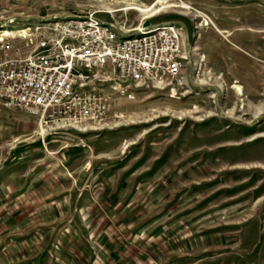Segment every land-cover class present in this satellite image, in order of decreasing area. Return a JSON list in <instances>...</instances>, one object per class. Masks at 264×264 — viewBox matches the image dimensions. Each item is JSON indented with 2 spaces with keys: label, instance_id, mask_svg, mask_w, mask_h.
<instances>
[{
  "label": "rangeland",
  "instance_id": "obj_1",
  "mask_svg": "<svg viewBox=\"0 0 264 264\" xmlns=\"http://www.w3.org/2000/svg\"><path fill=\"white\" fill-rule=\"evenodd\" d=\"M89 14L181 26L186 85L84 134L3 108L0 224L16 197L46 206L0 236V264H264V0H0V29Z\"/></svg>",
  "mask_w": 264,
  "mask_h": 264
},
{
  "label": "built area",
  "instance_id": "obj_2",
  "mask_svg": "<svg viewBox=\"0 0 264 264\" xmlns=\"http://www.w3.org/2000/svg\"><path fill=\"white\" fill-rule=\"evenodd\" d=\"M144 24L124 32L89 14L9 34L0 29V108L33 118L39 128L84 134L105 126L114 103L134 101L137 92L176 97L186 85L183 29Z\"/></svg>",
  "mask_w": 264,
  "mask_h": 264
},
{
  "label": "crops",
  "instance_id": "obj_3",
  "mask_svg": "<svg viewBox=\"0 0 264 264\" xmlns=\"http://www.w3.org/2000/svg\"><path fill=\"white\" fill-rule=\"evenodd\" d=\"M3 109V108H2ZM1 108H0V113L2 112V111H4V110H2ZM24 115V114H23ZM24 116H26V115H24ZM27 118H28V116H26ZM29 118H31V117H29ZM45 183L46 182V180H44V181H42V183ZM44 186L43 187H46V186H50V184H48V183H46V184H43ZM52 185V184H51ZM46 188H48V187H46ZM11 192V191H10ZM46 193H48L47 191H46ZM45 193V194H46ZM37 195V194H36ZM35 194H32V195H29L28 197H26L25 199H22V197H16V200H17V203L16 204H14L13 205V203H10V202H8V203H10L9 204V206H7L8 207V210H10V212H12L13 210H15V209H19V207H20V211H17V212H15L14 214H20L18 217V219H16V222H10V224H9V227H7V226H4L3 224H0V236L2 235V234H5V232H7L8 230H18V229H23L24 227V225H25V221L27 220L26 219V216H24V215H34V214H36L39 210H41V209H43L46 205L44 204V203H28V201L29 200H31V199H33L35 196H36ZM109 201H107V203H108ZM28 204H30L29 206H30V208L29 209H27V211H26V213L25 214H23V213H21L22 212V208L24 207V206H26V205H28ZM115 204V203H114ZM114 204H113V202H111V208L113 207V209H114ZM34 205V206H33ZM28 208V207H27ZM52 209V213L55 215V214H58V215H60L61 213H60V211L59 210H54V208H51ZM106 209H107V211L110 209V207H106ZM7 210V209H6ZM9 212V213H10ZM8 213V211H7V214H9ZM80 214L81 213H84V209H82L81 208V211L79 212ZM85 214V213H84ZM10 215V214H9ZM11 217V216H10ZM13 220H15V219H12V221ZM108 223L107 222H105L104 224H103V226L100 228V229H103V230H106L107 229V227H108ZM43 231H45V230H42L41 232H43ZM39 232H40V230L39 231H36V232H34V234H35V238H38V239H40V240H42V235L41 234H39ZM22 239H23V241H22ZM27 238H25V237H19V238H15V239H9L10 241H16L17 243H20V241H22L21 243H24L25 242V240H26ZM29 240V239H28ZM104 241H108V239L106 238ZM30 243H33L32 242V240H30ZM20 246H22L23 244H19Z\"/></svg>",
  "mask_w": 264,
  "mask_h": 264
},
{
  "label": "bare ground",
  "instance_id": "obj_4",
  "mask_svg": "<svg viewBox=\"0 0 264 264\" xmlns=\"http://www.w3.org/2000/svg\"><path fill=\"white\" fill-rule=\"evenodd\" d=\"M159 3H161V1H159ZM156 8V6L153 7V9ZM138 12H142L141 10L137 9ZM155 11V10H154ZM157 14H158V11H157ZM154 17V16H153ZM3 31L5 32V34H9L8 31L4 30ZM25 32V31H22V33ZM232 88L236 91V94H240V91H241V88L239 86H236V85H233Z\"/></svg>",
  "mask_w": 264,
  "mask_h": 264
},
{
  "label": "water",
  "instance_id": "obj_5",
  "mask_svg": "<svg viewBox=\"0 0 264 264\" xmlns=\"http://www.w3.org/2000/svg\"><path fill=\"white\" fill-rule=\"evenodd\" d=\"M148 26H149V23H145V24H144V27H148Z\"/></svg>",
  "mask_w": 264,
  "mask_h": 264
}]
</instances>
